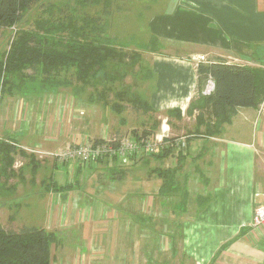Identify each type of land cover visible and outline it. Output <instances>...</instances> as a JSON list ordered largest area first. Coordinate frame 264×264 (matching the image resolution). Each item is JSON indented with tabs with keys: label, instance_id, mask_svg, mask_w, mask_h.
Returning a JSON list of instances; mask_svg holds the SVG:
<instances>
[{
	"label": "crops",
	"instance_id": "crops-1",
	"mask_svg": "<svg viewBox=\"0 0 264 264\" xmlns=\"http://www.w3.org/2000/svg\"><path fill=\"white\" fill-rule=\"evenodd\" d=\"M156 1L144 8L153 13L147 12L142 38L157 44H138L144 65L138 95L151 108L140 112L139 127L120 116L128 106L117 112L111 96L74 82L42 88L27 81L0 90V140L15 148L12 158L21 149L28 160L17 177L11 163L2 182L37 184L35 172L45 161L78 172L95 165L94 188L92 181H82V192L79 181L46 182L51 211L43 228L57 235L51 264H264V227H251L255 203L264 204V97L258 107H239L210 135L196 121L198 110L186 112L209 79L198 81V63L223 59L264 68V0ZM161 45L183 56L162 53ZM143 129L152 138L163 136L157 148H166L163 156L61 164L24 150L39 146L54 153L85 137H135ZM83 202L91 207L80 209ZM5 205L0 215L11 207ZM63 234L77 237V249L63 247Z\"/></svg>",
	"mask_w": 264,
	"mask_h": 264
},
{
	"label": "trees",
	"instance_id": "trees-1",
	"mask_svg": "<svg viewBox=\"0 0 264 264\" xmlns=\"http://www.w3.org/2000/svg\"><path fill=\"white\" fill-rule=\"evenodd\" d=\"M41 1L0 0V31L15 26L27 10ZM46 23L36 19L32 28L15 30L5 54L0 57V90L21 88L27 81L42 88L73 82L82 86L104 85L119 77L118 72L108 69L109 62L120 66L121 63L134 64L139 61L138 51L124 50L123 45L117 44L113 37L100 33L99 27L94 24L91 32H80V28L74 27L67 39L58 36L55 40H50L44 32L49 29L51 31L52 26ZM63 30L66 31L67 28ZM64 31L60 33L63 34ZM154 44L157 42L152 40L146 45L152 49L155 48ZM197 73L199 82H205L211 76L214 88L208 95L199 92L198 98L189 103L186 112L191 113L193 106L197 108L196 121L205 125V134L219 132L225 123L231 121L239 107L255 108L263 100L264 68L227 63L220 59L198 63ZM79 88L81 86L76 87ZM98 95L105 96L101 92ZM128 99L129 97L127 101ZM134 99L139 102L143 111L151 110L139 96ZM112 107L117 112L124 109V105L117 100L112 102ZM151 133L150 129H143L140 135H134L139 139L149 137ZM100 140L102 139L93 138L92 142ZM13 149L15 148L11 144L0 140V153L5 151L6 174L11 169L13 158L10 152ZM165 150L166 148L157 150L150 155L163 156ZM18 152L25 154L21 149ZM56 243V233L43 227L22 226L11 229L0 225V264H51L52 245Z\"/></svg>",
	"mask_w": 264,
	"mask_h": 264
},
{
	"label": "rangeland",
	"instance_id": "rangeland-1",
	"mask_svg": "<svg viewBox=\"0 0 264 264\" xmlns=\"http://www.w3.org/2000/svg\"><path fill=\"white\" fill-rule=\"evenodd\" d=\"M157 2L158 0L156 3ZM151 4H154V0H42L27 10L25 16L15 26L0 31V57L5 54L4 52H6L8 45L14 36L15 30L32 28L36 19H41L42 21L47 22L46 25L52 26L51 31L49 29V31L44 32L50 40H52V38L55 40L58 36L67 39L66 37L70 35V32L74 27H77L78 29L80 28V32H91V29L93 28L92 24H94L96 27H99L98 30L103 35L114 37L117 44L124 46V50L138 51L141 53L142 47L138 46V44H149V41L145 42L142 37H145L144 34L148 35L145 23L150 19V14L153 13L149 10L145 12L144 8L146 5ZM147 12H150V14ZM142 27L144 28L143 32L141 31ZM65 28H67L66 31L63 30ZM61 31H64V33L61 34ZM153 42L156 41L153 40ZM155 45L156 44L153 46L155 47ZM158 49L162 53H168V55H182V53L180 54L179 52L167 48L163 49L162 45ZM111 63L112 62L108 63V69L118 72V79L109 81L104 85L93 86L96 89L90 85H87V88L95 90L94 95H98V93L101 92L105 95L104 97L108 98L111 96L114 99L113 101L117 100L121 102L124 107L128 106V109H124L122 113H120V116L126 118L127 121L129 120V124L133 125L135 121L136 126L139 127L137 123H140L142 118L145 117L140 113L143 112L142 107L134 98L135 96L137 98L139 96L138 92L141 86L140 81L144 76L142 58L140 56L139 61L134 64L121 63L120 66H117ZM128 97L129 102L127 101ZM195 110H197V108L193 106V111ZM152 118H156L157 121L162 120V118L158 119L156 114L152 115ZM187 124L189 123L186 122L184 131L189 128V125L187 126ZM118 135L123 136L125 134ZM158 136H155V138ZM163 141L162 136L160 143H163ZM182 142H184V140H182L181 143ZM15 151H17V149ZM142 154L143 153H140L138 157L142 158ZM25 156L26 155L19 154V152L17 154L14 153L12 165L16 162L15 164L17 167L12 168V170H14L13 175L15 177L18 176L17 172H19L20 168L24 166L22 170H25V163L28 162ZM146 156L151 155L149 154ZM45 157L54 160V157L51 155L44 154L41 156V158L46 159ZM3 158L5 157L0 158V162L4 160ZM44 159H42L41 162H44ZM45 162L47 164L46 167H41L35 172L36 175L34 180L36 178L35 182L37 184L26 182V185H24V182H21V184L16 183V186H13L10 178L6 179L5 182H2V176L5 175L6 172L0 170V205L6 203L7 206H11L8 209L6 207L7 210L2 211L0 222L7 225L8 228L18 229L24 225L25 227H45L46 218L51 211V204L46 197V182L55 181L60 184L70 182L75 184L79 181V184L81 185L80 187H82L80 192L85 188L82 181H92L89 186L90 188L95 187V174L93 172L94 164H91L93 166L84 164L82 165L80 172H78L72 170V165H58L56 167H51L50 162ZM27 171H29V168H27ZM139 172L142 173V170H139ZM41 178L44 180L42 185L38 182ZM11 187L14 189L13 192L8 190ZM197 190L199 194H201L200 189L197 188ZM16 199H18V204L15 205L17 202ZM52 201L54 202V199ZM85 203L86 202L81 203L79 208L87 210V207L90 205H85ZM9 216L10 218H8ZM59 240L62 241L65 249H73L74 247L77 249L78 243L76 236L67 237L63 234L62 238Z\"/></svg>",
	"mask_w": 264,
	"mask_h": 264
},
{
	"label": "built area",
	"instance_id": "built-area-1",
	"mask_svg": "<svg viewBox=\"0 0 264 264\" xmlns=\"http://www.w3.org/2000/svg\"><path fill=\"white\" fill-rule=\"evenodd\" d=\"M207 84L203 90L204 95H208L214 88V82L211 76H208ZM161 141V136L156 138L141 137L139 139L127 135H113L97 142L88 140L87 137L81 144H70L56 152H44L39 146L34 148H25L24 150L38 154L40 157L44 154L51 155L62 162L83 161L90 162L105 157H119L123 160L135 157L140 153L149 155L154 153ZM179 142H177L178 144ZM15 167L16 164H15ZM258 194V193H256ZM251 219V227H264V204L255 203Z\"/></svg>",
	"mask_w": 264,
	"mask_h": 264
},
{
	"label": "bare ground",
	"instance_id": "bare-ground-1",
	"mask_svg": "<svg viewBox=\"0 0 264 264\" xmlns=\"http://www.w3.org/2000/svg\"><path fill=\"white\" fill-rule=\"evenodd\" d=\"M71 144H81V143H78V142H73V143H71ZM68 145H70V144H68ZM177 145H180V147H182L183 146V142L181 143V141L177 144ZM67 146V145H66ZM65 146V147H66ZM112 158H117V159H119V160H121V162H123V163H126V160H123V159H121V158H119V157H105V158H101V159H97V160H95V161H90V162H83V161H79V160H77V161H67V162H62L61 164H67V163H73V162H77V163H91V162H96V161H102L103 159H112Z\"/></svg>",
	"mask_w": 264,
	"mask_h": 264
}]
</instances>
